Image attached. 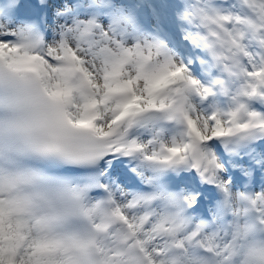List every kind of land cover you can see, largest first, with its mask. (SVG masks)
Masks as SVG:
<instances>
[{"label": "snow or ice", "instance_id": "obj_1", "mask_svg": "<svg viewBox=\"0 0 264 264\" xmlns=\"http://www.w3.org/2000/svg\"><path fill=\"white\" fill-rule=\"evenodd\" d=\"M0 264H264V0H0Z\"/></svg>", "mask_w": 264, "mask_h": 264}]
</instances>
